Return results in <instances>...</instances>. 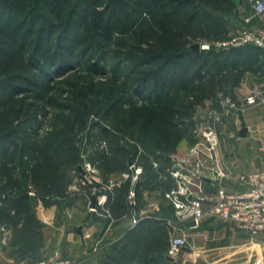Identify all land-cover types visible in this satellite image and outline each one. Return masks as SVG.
<instances>
[{
    "label": "rangeland",
    "instance_id": "1",
    "mask_svg": "<svg viewBox=\"0 0 264 264\" xmlns=\"http://www.w3.org/2000/svg\"><path fill=\"white\" fill-rule=\"evenodd\" d=\"M102 1L116 28L110 42L79 24L94 0H9L8 14L0 15V152H9L0 157V196L11 194L13 178L21 193L61 192L72 180L89 186L81 183L85 162L105 171L117 168L118 160L102 164V159L118 148L126 150L125 171L139 154L161 150L165 155L169 150L150 146L155 140L147 134L158 99L163 123L172 121L184 134L180 144H195L199 137L194 128L201 119L196 116L205 114L199 100L205 89L194 88L187 95L183 81L195 75L197 84L215 76L221 66H239L230 54L254 50L191 52L193 44L225 40L243 26L227 19L229 9L216 11L213 5L220 0ZM91 64L99 72L90 70ZM206 94L221 107L210 108L209 114L225 111L221 94L233 97L215 83ZM170 97L188 108L171 104ZM172 108L179 113L171 114ZM178 140L167 145L177 149ZM140 161L147 165L146 159ZM36 162L41 165L32 171ZM122 162L121 153L120 167ZM44 164L51 166L48 172ZM5 218L2 213L0 219ZM172 234L165 232L157 243L164 246ZM134 252L128 256L134 258Z\"/></svg>",
    "mask_w": 264,
    "mask_h": 264
},
{
    "label": "crops",
    "instance_id": "2",
    "mask_svg": "<svg viewBox=\"0 0 264 264\" xmlns=\"http://www.w3.org/2000/svg\"><path fill=\"white\" fill-rule=\"evenodd\" d=\"M227 12V19L234 26L242 25V17L253 13L252 1L230 0ZM263 20L264 15L256 16L254 23ZM230 55L232 62L239 61V66H221L215 75V88H225L244 106L248 94L263 88V100L244 111H227L225 123L218 126L221 134L218 152L229 174L224 185L239 190L241 174L264 167L261 158L264 49ZM247 59H251V64L243 65ZM212 99L205 97L202 100L204 109L200 110L205 114L196 116L201 118L199 122L210 124L212 107L221 110L217 100ZM244 128L247 129L246 136L241 135ZM191 146L188 141H183L175 151L165 155L139 154L136 161H130L129 166L132 162L144 166L137 188L139 221L136 224L127 201L131 181L122 179L126 168L120 166L106 171L97 168L95 195L94 186H81L72 180L62 187L63 192L59 189V192L34 191L31 194L28 190L26 198L14 195L12 202L0 203V215L4 210L8 213L5 219H0V226L9 223L14 228L9 244L2 245L0 241V264H34L55 250L72 258L73 264H264V232L253 236L231 223L214 219L205 220L199 228L177 222L173 206L164 197V192L174 186L175 181L170 176L163 179L160 174L164 168L184 158ZM107 158L103 157L102 164ZM142 159L147 160V165L140 161ZM154 161L159 163L160 169L154 167ZM204 161L207 165L208 161ZM112 182L119 184L110 185ZM203 188L205 196L216 192L209 181L204 182ZM94 197L96 203L99 197H105L106 202L92 211L91 207L96 205L93 204ZM169 230L185 236L188 241L176 259L167 256L169 242L164 246L157 243V238ZM133 252L136 253L134 258L128 256Z\"/></svg>",
    "mask_w": 264,
    "mask_h": 264
},
{
    "label": "built area",
    "instance_id": "3",
    "mask_svg": "<svg viewBox=\"0 0 264 264\" xmlns=\"http://www.w3.org/2000/svg\"><path fill=\"white\" fill-rule=\"evenodd\" d=\"M253 13L242 17L243 26L238 28L229 38L217 42H199L200 51L204 50H226L239 47H255L264 49V20L256 24L254 18L264 15V0H251ZM263 100L262 92L253 90L245 98V106L240 105L233 97L220 95V104L225 108L223 112L210 113V124L197 123L194 132L199 141L193 144L184 158L178 159L174 165L167 166L162 171L161 178H173L175 185L164 192V197L173 206L175 218L181 225L195 222L191 228H199L207 219L228 222L250 235L264 232V167L254 171L241 174L239 182L241 189H228L224 180L229 178L219 156L221 134L218 126L225 123L227 111H244L246 107L257 105ZM261 158L264 162V144L261 146ZM208 164H205V161ZM154 167L160 169L158 162L154 161ZM82 185L94 186L93 194H96L95 183L97 180V169L89 162L83 167ZM208 171L206 174L205 171ZM144 173V166L132 162L129 170L122 174L123 180H130L131 185L127 195L130 214L133 223L139 221L137 188ZM209 181L215 188L213 195L203 194V185ZM119 183L112 182L110 185ZM34 194V191L30 192ZM106 202L105 197H99L96 205L91 207L95 211L97 206ZM2 245H7L14 236V228L9 223L0 226ZM188 245L185 236L172 234L167 256L176 259ZM72 258L64 256L59 250H55L34 264H73Z\"/></svg>",
    "mask_w": 264,
    "mask_h": 264
},
{
    "label": "trees",
    "instance_id": "4",
    "mask_svg": "<svg viewBox=\"0 0 264 264\" xmlns=\"http://www.w3.org/2000/svg\"><path fill=\"white\" fill-rule=\"evenodd\" d=\"M156 3L158 2V0H154ZM220 4L219 5H213V7L216 9V11H220V12H225L227 11V9H230V0H220ZM226 1H228L229 3H227ZM11 3L9 2V0H0V15H6L8 14L10 8H11ZM55 16H57V12L53 10V8H50ZM209 15V14H208ZM219 18H221V16H219ZM190 21L193 20V18H189ZM79 24L80 26L87 32H92L94 35L99 36L101 39H103L105 42H110L113 39L114 33H115V24L112 21V17L110 14V11L108 8H106L104 6V2L102 0H94V2L92 4H89L86 8V13L82 15L81 19L79 20ZM254 50H263V49H259V48H255V47H251ZM191 52L193 54H200L199 52H195L191 49ZM90 70H92L93 72H99V67L97 64H91L89 65ZM195 75H192L191 79L187 80L186 82L183 81L182 83V89L187 93H189L191 91V89L193 90L194 88H198L200 90H204V93L201 95L199 100H203L205 97H207V95L209 96L210 94H206L207 89L209 87H212V85L214 84V80H215V76H209L204 77L203 80H201L200 82H198L197 84H195L194 81H192V78H195ZM187 93V95H188ZM160 99H158L157 101H154V107L156 108V111H154L149 119V127L152 128L150 130H148V133H151V137L154 141L155 144H152L150 146L153 147H160V148H165L167 150H169V152H172L174 150H176V147L172 148L167 145L169 144V141H173L174 139H179L178 140V144H180V142L184 139V134L182 133V131L180 130V128L175 125L174 123H172V121L168 120L169 123H167V125H165V123H163L162 120V114L160 111V107H161V101H159ZM198 100V101H199ZM176 97H170V103L173 105H178V107L183 106L185 108H188L185 106V103L182 104H178L176 103ZM190 105V104H188ZM159 109V110H157ZM182 109V108H181ZM171 114H178L179 112L177 110H174L172 108V110L170 109L169 111ZM171 122V123H170ZM146 124V123H144ZM143 124V125H144ZM161 125H163V127H161ZM183 138V139H182ZM39 147V146H38ZM38 147H31V151H33L34 154H37L39 152V148ZM170 147V148H169ZM173 147V146H172ZM125 149H121L118 148V150L114 151L112 154L111 158H107L106 160V164L108 163H116L115 161H112L111 159L114 160H118V166H120V162H121V153H122V167L124 168L126 167V159H124L123 157L125 156ZM154 155L158 156L159 154H161V150L160 151H151ZM9 152L7 150L0 152V157H5L8 156ZM36 160V159H35ZM37 163V162H36ZM39 165L34 164L32 165L31 170L34 171L35 170V166ZM41 165V163H40ZM39 165V166H40ZM38 166V167H39ZM42 167L45 168V170L48 172L49 168H51V166H47V164L42 165ZM46 174V173H45ZM53 174V173H52ZM51 174V175H52ZM54 176V174H53ZM52 177V176H51ZM53 179V178H52ZM56 180L51 181L50 183H55ZM52 183V184H53ZM11 194L10 195H1L0 196V203L2 202H12L11 199H14V195H21V198H26L27 195H25L26 193H21L19 192V187H18V180L14 179L12 180L11 183ZM54 185V184H53ZM55 186V185H54ZM56 189H58L59 187H55ZM129 191V189H128ZM6 198V199H5ZM29 206H27L28 208ZM130 210V207H129ZM3 214H5L6 216L8 215V213L6 212V210L3 211ZM169 258V257H168Z\"/></svg>",
    "mask_w": 264,
    "mask_h": 264
},
{
    "label": "water",
    "instance_id": "5",
    "mask_svg": "<svg viewBox=\"0 0 264 264\" xmlns=\"http://www.w3.org/2000/svg\"><path fill=\"white\" fill-rule=\"evenodd\" d=\"M191 49H192L193 51H197V52H199V51H200V44H199V43L193 44V45L191 46ZM246 134H247V129L244 128V129L242 130V132H241V135H242V136H246ZM80 169L82 170L81 167H80ZM93 204H96V197L93 198ZM186 225H187L188 227H192V226L195 225V222H189V223H187ZM170 259H172V258H170Z\"/></svg>",
    "mask_w": 264,
    "mask_h": 264
}]
</instances>
